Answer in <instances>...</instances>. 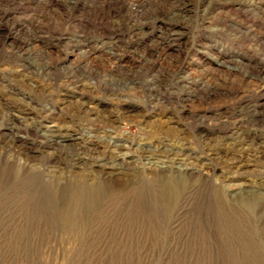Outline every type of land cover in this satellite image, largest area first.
I'll return each instance as SVG.
<instances>
[{
    "label": "rangeland",
    "instance_id": "rangeland-1",
    "mask_svg": "<svg viewBox=\"0 0 264 264\" xmlns=\"http://www.w3.org/2000/svg\"><path fill=\"white\" fill-rule=\"evenodd\" d=\"M44 104L55 109L46 120ZM0 116V155L23 166L29 154L35 169L0 190V264H264V202L238 215L221 182L237 156L231 139L264 149V0H0ZM61 116L95 124L92 134L111 127L129 140L179 139L209 174L190 181L177 218L145 176L106 207L95 238L60 244L45 228L54 213L43 172L74 140L50 145L40 134ZM257 155L241 182L264 175Z\"/></svg>",
    "mask_w": 264,
    "mask_h": 264
},
{
    "label": "bare ground",
    "instance_id": "bare-ground-1",
    "mask_svg": "<svg viewBox=\"0 0 264 264\" xmlns=\"http://www.w3.org/2000/svg\"><path fill=\"white\" fill-rule=\"evenodd\" d=\"M39 111L42 114L48 113L46 115L44 114L42 117L46 120L51 117L49 113H54L55 109L48 104H44ZM3 122L5 123V121ZM87 125L85 120L79 116H77V118H64L61 116L57 124L54 126H45L46 129L41 130L40 134V137L48 141L50 145L60 143V139L63 137H71L74 140L70 148L64 147L60 152H54L53 160L55 164L57 163L56 169L50 170L49 172L44 171V177L41 174L45 182L43 184L44 198L51 205V209L54 213L52 223L46 225L45 228L48 227L52 232L60 236V244L79 246L91 240L92 237L95 238V234H97V222L105 212L106 207L115 202L118 195H121L126 189L132 186L135 187L142 178H146L145 176L152 178L159 184L158 186L163 193L162 199L165 205L164 209H166L164 212L166 211L170 216H176L175 218H177V214L182 211L180 209H182L185 204L188 206L187 201L194 188L192 186L193 183L190 181H193L192 179L196 177L195 175L204 177L209 174V171H206L205 168H199L196 162L189 160L191 158V160L193 159L200 162L202 157L194 152L187 153V151L192 148L186 145V143L180 142L179 139L162 136H155V138L154 136L146 135V138L139 141L129 140L125 135L120 134L115 128L111 127L105 128L102 133L92 134L90 132L95 124L92 126ZM35 126L36 128L38 127L37 125ZM83 131H88L89 133L85 134ZM78 134H82V136L78 137ZM127 141H130V143H127ZM100 143L104 144L105 150H103V153L99 155H90L88 152L94 149V145ZM229 145L232 146L231 149L236 150L237 156L232 158L228 163L225 170L227 174L223 173L222 175L223 195L232 209L237 208L238 215L241 214V212L250 215L256 212L257 205H259L260 202H264V175H260L259 182H241V177L243 175L241 170L245 165L250 164L252 161L255 162L258 153L264 155V149L255 153L253 151V145L239 134L237 138L231 139ZM134 148L137 153L133 152ZM2 155L3 154L0 155V190L4 189L3 192H5L9 186H12V188L16 186L17 188V185L23 183V179L34 173L35 169L30 168L31 159H33V157L29 154L26 155L23 166H18V163L15 164L14 158L4 161ZM62 155H64V157ZM62 160L64 162H62ZM11 162L13 163L11 164ZM122 175L132 179L127 187L108 188L106 185L107 182ZM182 178L185 180L182 181ZM148 180L150 181L151 179H147V181ZM140 187H143V185ZM148 190L149 188L147 191ZM135 191L138 190L135 189L134 192ZM147 191H145V193ZM150 192L153 193L154 191L152 190ZM149 193L147 197L152 196L149 195ZM140 195L142 194H139V196ZM141 199H143V197ZM118 202L121 203L119 198ZM144 202L141 203L139 201L137 204L144 205ZM163 203L161 204L163 205ZM157 204L159 203L157 202ZM161 204L159 205L161 206ZM114 205L113 203L111 206ZM147 207H149V205ZM143 208L145 207L142 206V210ZM161 208L162 207H160V209ZM112 209H114V207ZM148 209L150 208L144 210L148 211ZM164 216L163 214L161 215L162 219ZM176 221H178V219L175 220V222ZM161 222H163V220ZM98 227L100 226L98 225ZM173 231L176 232V228Z\"/></svg>",
    "mask_w": 264,
    "mask_h": 264
}]
</instances>
